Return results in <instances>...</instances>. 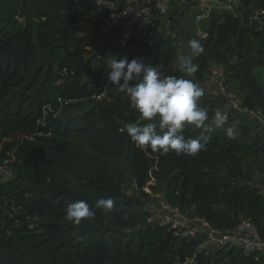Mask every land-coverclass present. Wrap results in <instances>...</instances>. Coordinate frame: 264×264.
<instances>
[{"label":"trees","instance_id":"16d2710c","mask_svg":"<svg viewBox=\"0 0 264 264\" xmlns=\"http://www.w3.org/2000/svg\"><path fill=\"white\" fill-rule=\"evenodd\" d=\"M238 1L243 12L264 9V0ZM191 2L172 6L168 16L189 11ZM202 22L205 53L193 58L192 76L174 67V39L162 32V17L133 32L121 52L204 91L198 103L209 114L205 149L194 157L161 156L138 148L127 133L129 124L144 121L108 82L109 65H99L116 52L102 50L91 36L102 29L94 0H0V166L9 160L15 166L0 181V264H176L193 255L195 264H264V254L199 250L204 235L183 238L147 223L154 199L146 189L154 194L159 186L182 213L221 231L250 220L264 241L258 187L264 180L257 181L251 163L264 159V129L232 111L216 127L215 113L228 100L205 86L212 68L223 64L229 92L231 85L243 106L264 111V86L255 74L264 68V26L226 10ZM202 131L186 126L183 134L194 139ZM128 180L133 193L125 190ZM109 198L110 212L95 208ZM81 199L96 215L75 225L65 219L66 209Z\"/></svg>","mask_w":264,"mask_h":264},{"label":"clouds","instance_id":"9594fccd","mask_svg":"<svg viewBox=\"0 0 264 264\" xmlns=\"http://www.w3.org/2000/svg\"><path fill=\"white\" fill-rule=\"evenodd\" d=\"M187 43L191 54L178 58L179 71L192 76L198 70L193 58L203 55L205 47L198 39H191ZM108 67V82L128 97L131 106L139 113V121H144L127 126V133L138 148L161 156L174 153L186 157H194L205 149L208 138L204 133L207 131L209 114L198 103L204 95L198 84L190 79L163 76L157 66L145 63L142 57L132 60L113 57ZM227 121L226 113L216 111V127H223ZM186 126L203 131L197 138L186 139L183 134ZM225 132L229 138L234 135L231 127L226 128ZM114 203L110 198L100 199L96 201L95 208L110 212ZM95 215L88 202L81 199L67 206L65 219L80 225L85 220L94 219Z\"/></svg>","mask_w":264,"mask_h":264},{"label":"built area","instance_id":"2783aa9c","mask_svg":"<svg viewBox=\"0 0 264 264\" xmlns=\"http://www.w3.org/2000/svg\"><path fill=\"white\" fill-rule=\"evenodd\" d=\"M189 0H94L96 13L100 19L102 29L111 33H120L121 39L126 45V40L135 32H144L152 26L157 17L166 18L174 5H186ZM229 9L233 10L238 0H228ZM205 15L199 14L195 20L202 22ZM253 23L264 26V9H260L251 16ZM205 39L206 34H201ZM126 57L121 55L119 59ZM226 70L223 65H216L212 68L210 81L214 83L220 95L227 98L231 111L254 120L264 129V111L262 109H250L243 106L240 101L229 92L226 82ZM0 175H5L6 180L12 177V172H6V164L0 166ZM258 187L264 193V182ZM146 191H148L146 189ZM148 224H160L175 232V235L183 238L195 239L200 235L205 236V241L200 245L199 250L239 248L247 254H264V241L258 232L257 227L250 220H242L231 231H221L213 228L210 223L201 217H190L166 201L158 199L150 207L147 219ZM196 255L185 261H178L176 264H195Z\"/></svg>","mask_w":264,"mask_h":264},{"label":"rangeland","instance_id":"374dc122","mask_svg":"<svg viewBox=\"0 0 264 264\" xmlns=\"http://www.w3.org/2000/svg\"><path fill=\"white\" fill-rule=\"evenodd\" d=\"M191 4L193 5L189 11L185 12L182 15H176L174 16V20H171V16H168L164 18L163 20V27L162 32L166 37H170L174 39V45L172 48V58H173V65L176 69H179V61L178 58L182 55H190L191 49L188 46V41L191 39H198L199 41L203 39L201 37V34L203 33V22L197 23L195 18L199 14L205 15V19L208 18V16L212 12H222V11H229V12H235L237 15H242L244 13L248 14L250 17L253 15L254 12L260 10V8L256 6H250L248 8H244V12L242 11V5L238 1L235 5H233V10L231 11L229 9V1L228 0H191ZM182 9V8H181ZM184 9V8H183ZM91 36L95 37L100 41V47L102 50L105 48H108L114 41L111 38L109 32L101 29L97 32H91ZM110 64V61L108 59L102 60V63L99 65ZM223 65V64H221ZM255 74L257 78L260 80V82L264 86V68H257L255 70ZM207 81H210V76L208 77ZM206 88L213 93H217V88L214 83H209L205 85ZM231 88V94L233 97L240 100L238 96V91L231 85H229ZM222 113H226L227 115L231 113V108L229 103H225L223 108L221 109ZM50 137V135L46 136ZM251 163L253 164V171L255 172L257 181H263L264 180V159L262 158H254L251 160ZM15 170L14 161L9 160L6 162V172H12ZM6 177L5 175H0V181H5ZM150 185H154V182H151ZM158 190L153 194V192L148 188L147 192L150 193L154 200H152L148 206L150 207L156 202L158 199H165L164 191L161 187L157 186ZM125 190L128 193L134 192V187L131 184V182L128 180L127 184L125 186Z\"/></svg>","mask_w":264,"mask_h":264},{"label":"water","instance_id":"95a60500","mask_svg":"<svg viewBox=\"0 0 264 264\" xmlns=\"http://www.w3.org/2000/svg\"><path fill=\"white\" fill-rule=\"evenodd\" d=\"M124 48V43L120 40L114 41L109 47L108 49L111 51H115L116 52V59H119L121 56V52Z\"/></svg>","mask_w":264,"mask_h":264},{"label":"crops","instance_id":"0c3cea01","mask_svg":"<svg viewBox=\"0 0 264 264\" xmlns=\"http://www.w3.org/2000/svg\"><path fill=\"white\" fill-rule=\"evenodd\" d=\"M163 20H164V18H163Z\"/></svg>","mask_w":264,"mask_h":264}]
</instances>
